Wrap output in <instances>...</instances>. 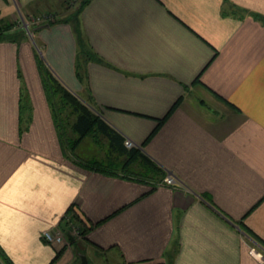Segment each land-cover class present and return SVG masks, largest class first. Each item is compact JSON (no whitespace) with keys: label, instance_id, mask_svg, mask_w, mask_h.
Wrapping results in <instances>:
<instances>
[{"label":"crops","instance_id":"crops-1","mask_svg":"<svg viewBox=\"0 0 264 264\" xmlns=\"http://www.w3.org/2000/svg\"><path fill=\"white\" fill-rule=\"evenodd\" d=\"M58 1L0 0V19ZM78 19L93 58L70 20L0 41L2 254L12 264H262L238 226L264 242V0H90ZM44 66L185 186L156 185L141 163L124 173L128 156L99 131L71 149ZM85 140L97 154H81ZM73 214L83 239H44Z\"/></svg>","mask_w":264,"mask_h":264},{"label":"trees","instance_id":"trees-1","mask_svg":"<svg viewBox=\"0 0 264 264\" xmlns=\"http://www.w3.org/2000/svg\"><path fill=\"white\" fill-rule=\"evenodd\" d=\"M90 2V0H83L79 8L77 10V13L74 14V20L72 22L75 24V29L78 37V43L80 45V55L83 56H90L93 58L95 55L87 49L86 42L84 40L82 30L79 25V19L78 15L81 11V9L87 5ZM69 20V19H65ZM62 20H54L52 22H49L50 25ZM71 21V19H70ZM1 24V20H0ZM46 24V23H45ZM14 24L7 23L5 25H0V41L2 40H11V39H18L21 37L19 31L14 33H8L6 34L3 31H7L13 27ZM39 29V28H38ZM16 33V34H15ZM80 56V57H81ZM43 76H44V82L47 86V90L50 96L51 104L54 109L56 119L58 120L60 130L62 131V134L64 136L65 142L70 146L71 149L75 148L78 142L82 138H84L86 135L90 134L91 132H101L108 140L110 144V148L112 151L118 152L121 155H127L128 159L126 161V164L123 166L122 170H124V173L130 174V173H137L133 169V162L132 160L139 158L142 165L149 169L150 171H155L160 175L161 180H156L154 183L157 185L159 182H162L164 177L167 174V171L157 166L155 163H153L147 156H145L143 153L140 152V148L133 147L128 148L125 145L126 138L122 136L120 133L115 131L111 126L105 123L100 116L93 111V109L86 104L85 101L81 100L79 97L72 94L68 89H66L56 80L52 72L46 68L45 66L42 68ZM59 84V85H58ZM71 106L72 112L75 115L74 120L72 122L69 121V119L64 115L68 114V107ZM70 108V107H69ZM70 122V123H69ZM70 127H69V125ZM72 131L77 135V139L74 140V138L71 137V134H69V131ZM109 169L115 170L114 167L109 166ZM121 170V171H122ZM139 174V173H138ZM133 175V174H132ZM72 208H70V214H71ZM75 222H80L79 227L82 228V221L79 220V217H77L76 214H73L71 217ZM65 225H67L65 223ZM67 228V227H66ZM64 229V227H63ZM83 231L86 232V229L83 226ZM242 229L245 230L246 233H248L250 236H252L254 239H256L258 242H260L264 246V242H262L253 232H251L248 228H245L244 226ZM0 264H12V262L4 255L2 254L0 250ZM171 264V263H169Z\"/></svg>","mask_w":264,"mask_h":264},{"label":"rangeland","instance_id":"rangeland-1","mask_svg":"<svg viewBox=\"0 0 264 264\" xmlns=\"http://www.w3.org/2000/svg\"><path fill=\"white\" fill-rule=\"evenodd\" d=\"M13 1L14 0H11V2H13ZM82 1L83 0H59L56 4H52V5L43 7V8H39L38 9V8L34 7V9H31L30 12H27V11L26 12H22L20 10L21 14L18 12L17 15H14L12 17L3 18V19L1 18L0 19L1 20V24L0 25L3 26L5 24H7V23L14 24L11 29H9L7 31H3L6 34L14 33V32L19 31L18 34L20 33L21 36H27V37H32L33 38L35 29L40 28V26L44 25L47 22L48 23L52 22L55 19L56 20H65V19H69L70 20L71 19V21L74 20L73 16H74V14L77 13L79 5H80V3ZM40 16L43 18V20H45V22L40 24V25H38V26H32L30 28V29H32L31 33H29L25 28H23V24H22V19L23 18L26 19L28 22L29 21L31 22L33 19H35L37 17H40ZM87 49H88V47H87ZM69 107H68V114H66V112H64L65 113L64 115H66V117L69 119V121L72 122L74 120L75 115L72 112L71 106H69ZM69 123H68V125H69ZM69 127H70V125H69ZM94 133H95V131L91 132L88 135H93ZM69 134H71V137L74 138V140H76L78 138L77 135L75 133H72L71 130L69 131ZM96 136H98V138L100 137V139H102V141H104V137L103 136H101V135H96ZM82 139L83 140L86 139V136L84 138H82ZM88 140H90V139H88ZM84 142H85L86 146H85V149L82 148V150H81L82 151V153H81L82 155H84L86 157V156H92V155L97 154V150L99 149V147H97V146L95 147L94 144H90L89 142H91V140L88 143H86L87 142L86 140ZM78 144H79V142L77 143V145ZM104 146H102V147H104ZM101 150L104 151V148H101ZM100 154H103V153L101 152ZM139 160H140L139 158H136V159L132 160L133 169L137 168V165H139L141 163ZM132 174L134 175L135 173H130V175H132ZM139 176H143V175L139 174ZM157 176L158 175L152 176V178H150V180L151 179H153V181L161 180L160 176L158 177L159 179H156ZM158 184L161 185V182H159ZM172 187H175V186H172ZM175 188H182V187H175ZM77 217H78V215H77ZM83 226L84 225H82L81 227L83 228ZM82 228H78L77 232H75L74 235L72 234L71 238H69L70 236L68 238L66 237V239L64 241H62L61 243H64L65 245L70 246L72 238L74 240L75 239H77V240L83 239L86 232H84ZM238 228L241 231H244L243 233H244L245 237L249 240V242L251 244V248L252 247H256L257 250H259V249L263 250L262 248H264V246L260 242H258L256 239H254L248 233H246L245 230L242 229V227H238ZM47 230H53V229H47ZM258 243L260 245H258ZM81 261H82V259H81ZM81 261H80V264H81Z\"/></svg>","mask_w":264,"mask_h":264},{"label":"built area","instance_id":"built-area-1","mask_svg":"<svg viewBox=\"0 0 264 264\" xmlns=\"http://www.w3.org/2000/svg\"><path fill=\"white\" fill-rule=\"evenodd\" d=\"M44 22L45 20H43L41 16L33 19L31 22L30 21L28 22L24 18L22 19L23 28H25L29 33H31L32 29L30 28L32 26H38ZM125 145L128 148L137 147L136 143L130 138H126ZM161 184L168 185V186H175V187L185 186L184 183L174 173L169 172V171L167 172ZM66 224H67L66 229L61 228V229H56V230H45L43 232L44 239L48 241L49 243H61L62 241L66 239L67 233L69 234V236H72V234L74 235L75 232H77V229L80 228L79 227L80 223L75 222L70 216L66 217ZM258 245L260 244L258 243ZM262 249L263 250L261 249L257 250L256 247H252L250 252L253 256L259 259L262 264H264V248Z\"/></svg>","mask_w":264,"mask_h":264},{"label":"water","instance_id":"water-1","mask_svg":"<svg viewBox=\"0 0 264 264\" xmlns=\"http://www.w3.org/2000/svg\"><path fill=\"white\" fill-rule=\"evenodd\" d=\"M46 27H50V24L49 23H46V24L40 26V28H46ZM70 238H71V236H70ZM81 264H88V259H87V257L85 255H82Z\"/></svg>","mask_w":264,"mask_h":264},{"label":"bare ground","instance_id":"bare-ground-1","mask_svg":"<svg viewBox=\"0 0 264 264\" xmlns=\"http://www.w3.org/2000/svg\"><path fill=\"white\" fill-rule=\"evenodd\" d=\"M239 227V226H238Z\"/></svg>","mask_w":264,"mask_h":264}]
</instances>
